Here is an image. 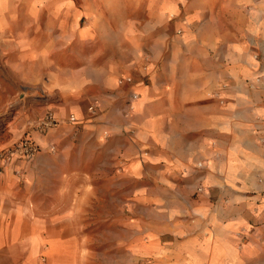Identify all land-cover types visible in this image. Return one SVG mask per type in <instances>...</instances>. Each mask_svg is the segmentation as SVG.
<instances>
[{"label":"crops","instance_id":"0c3cea01","mask_svg":"<svg viewBox=\"0 0 264 264\" xmlns=\"http://www.w3.org/2000/svg\"><path fill=\"white\" fill-rule=\"evenodd\" d=\"M0 123L39 148L0 155V264H86L33 204H98L101 177L119 264H264V0H0Z\"/></svg>","mask_w":264,"mask_h":264},{"label":"rangeland","instance_id":"374dc122","mask_svg":"<svg viewBox=\"0 0 264 264\" xmlns=\"http://www.w3.org/2000/svg\"><path fill=\"white\" fill-rule=\"evenodd\" d=\"M169 17H173V14H169ZM91 46H94V44H91ZM10 115L11 112H6L4 119ZM33 123L34 121L30 123L31 128H33ZM3 127V123H0V131H2ZM90 152L89 150L87 153ZM56 158L57 162L52 166L55 173L51 176L45 174L46 176H44L41 182L46 188L50 187L49 190L51 192L59 186L63 187V177L59 175L60 170L63 169V158ZM98 165L100 172L110 171L109 158L107 156L100 160ZM109 180L107 177H101L100 179V191L95 200V202H99L98 204L89 203L84 205V208L82 204L80 206L77 205V207L76 204H33L34 210L38 215L51 219L60 218L62 222L63 220H67L69 222V224H66L67 227L79 230L85 238L84 243L88 245L90 251L86 264H119L121 259L119 247L114 246L113 242L109 240V236L111 233L114 236L121 235L123 226L118 223L114 225H108L107 223L109 218L111 219L110 216L118 219L122 214V204L118 203L121 194L118 187L114 189L108 187L107 184L112 183ZM118 183V180H116V184ZM43 191L46 193H41V198L46 197L48 190L46 191L45 189ZM51 196H54V193H51ZM60 200L63 201V194ZM113 200L116 202L114 203ZM63 217L65 218L63 219Z\"/></svg>","mask_w":264,"mask_h":264},{"label":"built area","instance_id":"2783aa9c","mask_svg":"<svg viewBox=\"0 0 264 264\" xmlns=\"http://www.w3.org/2000/svg\"><path fill=\"white\" fill-rule=\"evenodd\" d=\"M117 81L119 84H121L123 82L131 83L133 80L131 76L125 75L123 77H119ZM137 96L138 94L135 92H132L130 94V97L133 99H135ZM88 109L89 111L92 112L94 110V106L90 105ZM75 119L76 118L73 114H71L68 117V120L71 122L75 121ZM57 124H58L57 116L55 115L53 110L49 109L45 111L42 115H40L37 119L34 120L32 127L35 130L42 132L46 129L56 127ZM38 149H39L38 146L34 142H32L29 138L22 137L17 141L6 146L4 149H2L0 151V155L3 160V164H5L13 157L30 160L38 152ZM259 179L263 180V177H260Z\"/></svg>","mask_w":264,"mask_h":264},{"label":"bare ground","instance_id":"6f19581e","mask_svg":"<svg viewBox=\"0 0 264 264\" xmlns=\"http://www.w3.org/2000/svg\"><path fill=\"white\" fill-rule=\"evenodd\" d=\"M133 112V111H132Z\"/></svg>","mask_w":264,"mask_h":264}]
</instances>
